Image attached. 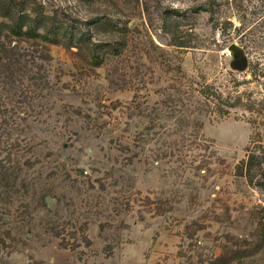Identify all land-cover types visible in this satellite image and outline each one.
I'll list each match as a JSON object with an SVG mask.
<instances>
[{"label":"rangeland","instance_id":"374dc122","mask_svg":"<svg viewBox=\"0 0 264 264\" xmlns=\"http://www.w3.org/2000/svg\"><path fill=\"white\" fill-rule=\"evenodd\" d=\"M0 264H264V0H0Z\"/></svg>","mask_w":264,"mask_h":264},{"label":"flooded vegetation","instance_id":"af4514ba","mask_svg":"<svg viewBox=\"0 0 264 264\" xmlns=\"http://www.w3.org/2000/svg\"><path fill=\"white\" fill-rule=\"evenodd\" d=\"M235 60L236 61H241L242 57H241V52L238 48H235Z\"/></svg>","mask_w":264,"mask_h":264}]
</instances>
